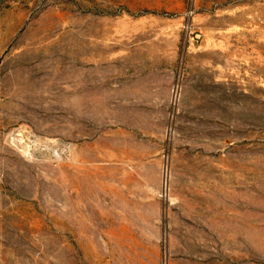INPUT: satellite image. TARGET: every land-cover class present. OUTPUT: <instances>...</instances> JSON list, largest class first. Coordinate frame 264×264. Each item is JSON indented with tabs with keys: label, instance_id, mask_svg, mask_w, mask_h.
<instances>
[{
	"label": "rangeland",
	"instance_id": "rangeland-1",
	"mask_svg": "<svg viewBox=\"0 0 264 264\" xmlns=\"http://www.w3.org/2000/svg\"><path fill=\"white\" fill-rule=\"evenodd\" d=\"M0 264H264V0H0Z\"/></svg>",
	"mask_w": 264,
	"mask_h": 264
}]
</instances>
